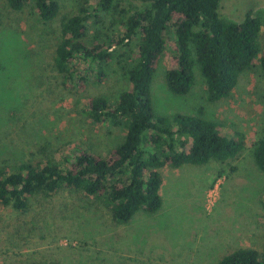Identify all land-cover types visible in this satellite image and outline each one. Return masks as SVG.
Returning <instances> with one entry per match:
<instances>
[{
	"label": "rangeland",
	"instance_id": "374dc122",
	"mask_svg": "<svg viewBox=\"0 0 264 264\" xmlns=\"http://www.w3.org/2000/svg\"><path fill=\"white\" fill-rule=\"evenodd\" d=\"M82 1L58 0L57 16L42 22L32 0L21 11L0 0V163L44 161L49 155L65 167L71 152L87 149L108 157L122 141L123 125L90 123L80 110L94 96L112 104L129 87L117 59L108 62L101 78L86 75L80 89L64 86L53 65L61 22ZM248 8L261 18L264 48V0H222L219 15L239 21ZM100 15V22L88 26L87 41L98 38L107 45L104 34L117 38L120 28L113 13ZM131 48L135 53V43ZM74 63L82 67L81 61ZM175 66L170 27L150 83L155 113H201L229 135L242 132L243 149L226 161L163 166L160 208L140 210L126 223L115 221L102 199L64 187L34 195L26 210L0 204V264H216L236 248L262 251L264 172L254 160L253 144L264 125V75L252 67L240 74L228 97L209 101L197 64L188 93L169 91L166 74Z\"/></svg>",
	"mask_w": 264,
	"mask_h": 264
},
{
	"label": "trees",
	"instance_id": "16d2710c",
	"mask_svg": "<svg viewBox=\"0 0 264 264\" xmlns=\"http://www.w3.org/2000/svg\"><path fill=\"white\" fill-rule=\"evenodd\" d=\"M32 1L42 22L57 16L58 0ZM221 1L83 0L76 13L61 22L53 65L64 86L80 89L86 75L95 72L101 78L108 62L117 59L129 87L112 104L105 97L94 96L80 110L90 123L123 125L125 135L110 156L78 149L66 156L65 167L49 155H44V161L0 163V204L26 210L34 195H49L64 187L102 199L112 218L126 223L140 210L155 212L160 208L163 166L234 158L245 145L242 132L229 135L219 122L201 113L158 115L150 97V83L167 47L170 27L176 47V66L166 74L171 93L189 92L195 64L209 101L228 97L240 74L252 67L258 66L264 75L261 18L248 8L242 20H226L219 15ZM5 2L21 11L29 0ZM101 12L113 13L114 25L120 28L117 38L113 33L104 34L107 45L96 37L92 43L87 41L88 26L101 21ZM134 43L137 50L131 54ZM125 47L127 51L118 55V49ZM74 61H81L82 67ZM253 157L264 172V125L253 144ZM216 264H264V245L261 252L236 248Z\"/></svg>",
	"mask_w": 264,
	"mask_h": 264
}]
</instances>
